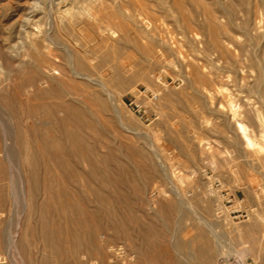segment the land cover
Here are the masks:
<instances>
[{
  "label": "rangeland",
  "instance_id": "obj_1",
  "mask_svg": "<svg viewBox=\"0 0 264 264\" xmlns=\"http://www.w3.org/2000/svg\"><path fill=\"white\" fill-rule=\"evenodd\" d=\"M0 19V264H264V0H0ZM48 46L57 71L36 63ZM143 88L159 94L148 121L130 107ZM59 101L86 123L53 134L77 133L99 173L76 142L57 161L35 151ZM64 190L97 213L98 252Z\"/></svg>",
  "mask_w": 264,
  "mask_h": 264
},
{
  "label": "bare ground",
  "instance_id": "obj_2",
  "mask_svg": "<svg viewBox=\"0 0 264 264\" xmlns=\"http://www.w3.org/2000/svg\"><path fill=\"white\" fill-rule=\"evenodd\" d=\"M12 1H14V0H12ZM49 1V0H48ZM11 2V1H10ZM23 2V1H22ZM25 3V2H24ZM15 4V3H14ZM13 5V4H12ZM46 5V4H45ZM57 6V5H56ZM66 7V6H65ZM64 7V8H65ZM238 7V6H237ZM32 9V8H31ZM58 9V8H57ZM19 12V11H18ZM227 12V11H226ZM235 12V11H234ZM59 13V12H58ZM239 13V12H238ZM241 13V12H240ZM239 13V14H240ZM28 14V13H27ZM226 14V13H225ZM229 14V13H228ZM18 15V14H17ZM29 15V14H28ZM69 15V14H68ZM227 15V14H226ZM233 15V14H232ZM2 16V15H1ZM24 16V15H23ZM51 16V15H50ZM228 16V20H229V22H231V23H233L234 22V19H238V16L237 15H235V16H233V17H235V18H232L231 17V15H227ZM20 17H21V15H20ZM25 17H26V15H25ZM22 18V17H21ZM30 18V17H29ZM38 19V18H37ZM1 20V19H0ZM23 20V22H24V19H20V21H22ZM31 20H33V19H31ZM39 21V20H38ZM26 23V22H25ZM32 23H34V22H32ZM20 24V23H19ZM27 24V23H26ZM28 26H30L29 24H27ZM23 27H24V25H23ZM47 27V26H46ZM227 27V26H226ZM238 27V26H237ZM22 29V28H21ZM49 30V29H48ZM74 31V30H73ZM40 32V31H39ZM1 33V32H0ZM41 33V32H40ZM44 33V32H43ZM75 33V32H74ZM246 33V32H245ZM4 34V33H3ZM45 34V33H44ZM43 34V35H44ZM35 35V34H34ZM34 35H32V36H34ZM46 35V34H45ZM44 35V38L45 37H49V36H45ZM262 35V34H261ZM29 36V35H28ZM263 36V35H262ZM41 37V36H40ZM264 37V36H263ZM35 38V37H34ZM43 40V39H42ZM41 41V40H40ZM49 41H50V43L52 44L54 41L52 40V39H50L49 38ZM29 42V41H28ZM32 42H34V40L32 39ZM36 42V41H35ZM34 42V43H35ZM43 42V41H42ZM41 42V43H42ZM45 42V41H44ZM46 43V42H45ZM231 43V42H230ZM53 45V44H52ZM249 45V44H248ZM33 46V45H32ZM41 46H42V44H41ZM36 47V46H35ZM249 47V46H248ZM37 48V47H36ZM252 48V47H251ZM36 51V50H35ZM37 54L35 55V60H36V63H37V65H38V67H39V69H41V68H45V66H47L46 64H47V62L50 60V58L52 57V58H55V61H57L56 63L54 62V61H52V63L53 64H51V62H50V65L53 67V68H55V70H56V68H57V70H59L58 69V67H60L61 65H60V63L59 64H57L58 62H60L61 60H59V56L57 57V55H56V53L52 50V49H50V46H48V47H45L44 49H41V48H38L37 49ZM33 52H34V49H33ZM36 53V52H35ZM60 54V53H59ZM33 55V54H32ZM32 55H31V57H32ZM49 57V58H48ZM51 58V59H52ZM33 59V58H32ZM48 59V60H47ZM75 60V59H74ZM7 62H9V60L7 61ZM48 62V63H49ZM35 63V62H34ZM61 63H63V62H61ZM69 63V62H68ZM10 64V63H9ZM15 64V63H14ZM75 64V63H74ZM60 65V66H59ZM72 65V64H71ZM49 66V65H48ZM70 67V66H69ZM43 68V69H44ZM50 68V67H49ZM35 69H36V67H35ZM47 71H48V68H45ZM52 69V68H51ZM74 69H75V65H74ZM73 69V70H74ZM34 70V69H33ZM32 69H31V71H33ZM42 70V69H41ZM54 70V69H53ZM56 70V71H57ZM61 70L62 69H60V72H61ZM64 70V69H63ZM36 71V70H35ZM56 71H53V72H55V73H57ZM39 72V71H38ZM45 72V71H44ZM71 72V71H70ZM75 72H76V70H75ZM75 72H73V73H75ZM47 74H50V73H48V72H46ZM58 73H59V71H58ZM61 73H63V72H61ZM61 73H59V74H61ZM69 73V72H68ZM77 73H78V71H77ZM1 74V73H0ZM42 74H44V73H42ZM76 74V73H75ZM38 75V74H37ZM45 75V74H44ZM51 75H52V73H51ZM67 75V74H66ZM70 75H71V73H70ZM73 75V74H72ZM71 75V76H72ZM77 75V74H76ZM78 75H81V74H78ZM39 76V75H38ZM86 76V75H85ZM45 77H47V75H45ZM52 77V76H51ZM74 77V76H73ZM83 77V76H82ZM48 78V77H47ZM60 77H58V79H59ZM31 79V78H30ZM57 79V78H56ZM32 80V79H31ZM44 80V79H43ZM42 80V81H43ZM54 80V79H53ZM53 80H51V81H53ZM93 80H95V79H93ZM39 81L40 80H33V82H32V87L33 88H36V92H35V95L38 97V98H49V96H48V92L47 91H44V90H42V89H40V88H38L39 86H40V83H39ZM55 81V80H54ZM97 83H100V81H97V80H95ZM29 83V82H28ZM25 85V84H24ZM45 85H49V83L48 84H46L45 83ZM29 88H31V87H29ZM57 88V87H56ZM55 87H50V90H52V91H54V92H56L55 91V89H56ZM6 91H7V88H6ZM32 91V90H31ZM58 91V90H57ZM30 92V91H29ZM59 92V91H58ZM57 92V93H58ZM48 96V97H47ZM14 97V96H13ZM21 97V96H20ZM50 99V98H49ZM48 99V100H49ZM12 100V99H11ZM15 100V99H14ZM51 100H52V98H51ZM50 100V101H51ZM44 101V100H43ZM49 101V102H50ZM37 103V102H36ZM38 105V104H37ZM54 105V106H53ZM52 106V110L51 111H49V114H47L46 116H45V119L43 120V121H40V123H41V125L42 126H40L39 128H40V130L42 131V130H45V131H43L46 135H47V139L44 141V142H42V143H44V144H42V143H40V144H42V146L40 145V144H38L36 147H35V151H37V152H48V154L49 155H52L53 157H55L56 158V161L57 160H59V158H61V157H65V155L67 156L68 154H69V149H68V146H67V144L65 145H63V143L61 142L62 140H66V141H72V142H76V143H73V146H75V148H76V151L78 152V155H80V157H82L83 159L85 158V160L86 161H88V163L90 164V166H92V169H93V172H98L99 173V170L95 167V164H94V162L93 161H91L90 160V158H89V156L90 155H88V156H85L87 153H86V150H88V149H86L87 148V146L85 145V144H83V143H80L79 142V136L77 135V133H73V132H71V133H69V131H68V133H65V132H67V130L64 132V134L63 135H56V134H53V132H55V130L57 129L58 130V132L61 130V128L62 129H64V127H65V125L66 124H68V122H70L71 121V119L73 120H77V122L79 123V124H81V125H83L84 126V124L86 123L85 122V119H84V114H83V112L82 111H80V107L78 108V106L76 105V107H74L73 105H75V104H73V105H71V104H68L67 102H65V101H59V102H57V103H55V104H53ZM79 110H78V109ZM82 110V109H81ZM13 112V111H12ZM61 113H63V118H60L59 116H60V114ZM25 115V114H24ZM41 115V114H40ZM235 115L236 114H234L233 115V118L235 117ZM43 116V115H42ZM42 120V119H41ZM35 123V122H34ZM4 126V125H3ZM61 126V127H60ZM82 127V126H81ZM20 128V127H19ZM26 128V127H25ZM56 128V129H55ZM239 128H240V133H241V135L243 136V138H244V140H245V142L247 143V145L249 146V148L250 147H252V148H255V149H257L258 151H260V152H263V150H262V147L260 146V144H259V142L258 141H252L251 139H250V137H249V135L247 134V128L245 127V126H243V125H239ZM17 129H18V127H17ZM11 130V129H10ZM16 130V129H15ZM9 131V130H8ZM22 131V130H21ZM14 133H15V131H14ZM5 135V134H4ZM15 135V134H14ZM29 135V134H28ZM40 135V134H39ZM264 137V136H263ZM1 138V137H0ZM41 138H43V137H41ZM40 139V138H39ZM43 139H45V138H43ZM22 140V139H21ZM3 141H4V138H3ZM34 141V140H33ZM22 142V141H21ZM5 143V142H4ZM30 143V142H29ZM21 146V145H20ZM24 146V145H23ZM247 146V147H248ZM26 147V146H25ZM31 150L32 151V149H31V147H28V149L27 150ZM153 149V148H152ZM150 150V149H149ZM5 152V151H4ZM23 152V151H22ZM42 152V154H44ZM256 152V151H255ZM35 154V153H34ZM74 154V153H73ZM257 154V153H256ZM24 156V155H23ZM69 156V155H68ZM74 156H75V154H74ZM84 156V157H83ZM252 156V155H251ZM63 157V158H64ZM43 158V157H42ZM44 158H45V156H44ZM54 158V159H55ZM67 158V157H66ZM26 159V158H25ZM24 159V160H25ZM49 159V158H48ZM53 159V160H54ZM8 160V159H7ZM31 160V159H30ZM36 160V159H35ZM68 160V159H67ZM67 160H65V161H67ZM28 161V160H27ZM45 161V160H44ZM33 163H34V161H32ZM46 162V161H45ZM68 162V161H67ZM70 162V161H69ZM23 163V162H22ZM47 163V162H46ZM61 163V165H62V163H64V160L62 159V161L60 160L59 161V164ZM13 164V163H12ZM28 164V163H27ZM65 164V163H64ZM34 165V164H33ZM36 165H37V163H36ZM39 165V164H38ZM37 165V166H38ZM48 165H49V163H48ZM47 165V166H48ZM51 165V164H50ZM13 166V165H12ZM31 167H32V164L30 165ZM65 167V166H64ZM70 167V166H69ZM32 169H33V167H32ZM103 169V168H102ZM56 172V171H55ZM77 172V171H76ZM30 173H32V171L30 172ZM50 173V172H49ZM60 173V172H59ZM33 174H35V173H33ZM98 175V174H97ZM100 175V174H99ZM60 176V175H59ZM87 175L84 173V176H83V180L85 181H87V177H86ZM162 176V175H161ZM53 177V176H52ZM100 177V176H99ZM164 177V176H163ZM165 177H167V176H165ZM50 179V178H49ZM171 180V179H170ZM96 181V180H95ZM102 180H100V182H101ZM39 182V181H38ZM76 182V181H75ZM78 182V181H77ZM98 184V183H97ZM103 184V183H102ZM68 185V184H67ZM105 185H106V183H105ZM4 186V185H3ZM2 186V187H3ZM7 186V185H6ZM103 186V185H102ZM172 186V185H171ZM2 187H1V189H2ZM156 187V186H155ZM164 187V186H163ZM4 188V187H3ZM7 188V187H6ZM5 188V189H6ZM104 188V187H103ZM158 188V187H157ZM161 189H163V188H161ZM176 189H179V188H176ZM100 190V189H99ZM155 189H153V191H154ZM4 191V190H3ZM152 191V192H153ZM156 191V190H155ZM171 191H172V188H171ZM8 192V191H7ZM173 192H175V191H173ZM95 193H96V191H95ZM177 193V192H176ZM32 194V193H31ZM56 194V196L57 197H64V196H66L67 194H66V191L64 190V191H58L57 193H55ZM93 194V193H92ZM97 194V199L98 200H100L99 202L101 203V201H105V197H103V196H100V194H98V193H96ZM148 195V194H147ZM171 195V194H170ZM3 196H4V194H3V192H2V190H0V202L2 203L4 200H3ZM7 196H8V194H7ZM67 196H69V195H67ZM66 196V197H67ZM159 196V195H158ZM14 197V196H13ZM45 197V196H44ZM145 197V196H144ZM117 198V197H116ZM148 198V197H147ZM7 199V198H6ZM64 199H65V201L63 202V207L65 208V215H66V217L65 218H69V220L70 219H76V216L79 218V221L78 222H80V224L82 225V228H83V230H84V233H85V235L87 236V243H85V244H87V247L88 248H90L92 251H95V253L96 252H98L100 249H102V245H100V243L97 241V239H96V232L95 231H93V230H89L88 229V227H89V220L93 217V218H96L97 217V213L96 212H91V213H88L89 211H87V210H85V209H81V208H78L77 206H75L69 199H67V198H65L64 197ZM179 199H181V198H179ZM25 200V199H24ZM36 200V199H35ZM63 200V199H62ZM154 199L153 198H149V205L152 203V201H153ZM112 201V200H111ZM35 202V201H34ZM146 202V201H145ZM59 203V202H58ZM87 203V202H86ZM180 203H181V201H180ZM88 204V203H87ZM138 204V203H137ZM61 205V204H60ZM148 205V204H147ZM146 205V206H147ZM153 205V204H152ZM91 206V205H90ZM52 208H54V207H52ZM145 208V207H144ZM28 210V209H27ZM90 210V209H89ZM146 210V209H145ZM32 213V212H31ZM138 213V212H137ZM30 215V214H29ZM122 217H124V216H122ZM92 218V219H93ZM47 221H49V220H47ZM73 221V220H72ZM95 221V220H94ZM93 220H92V222H94ZM121 221V220H120ZM32 222V221H31ZM73 222H75V221H73ZM76 223V222H75ZM29 224V223H28ZM64 225V224H63ZM71 226V225H70ZM69 226V227H70ZM42 228V227H41ZM71 228V227H70ZM69 230V229H68ZM67 230V231H68ZM71 230V229H70ZM82 230V229H81ZM44 231V230H43ZM95 232V233H94ZM26 233V232H25ZM69 233V232H68ZM73 233V232H72ZM83 233V232H82ZM17 234V233H16ZM70 234V233H69ZM81 234V233H80ZM18 235V234H17ZM24 236V235H23ZM25 237V236H24ZM23 237V239L25 240V238ZM140 237V236H139ZM84 238V237H83ZM99 238V237H98ZM107 239V238H106ZM15 240V239H14ZM100 240V239H99ZM45 241V240H44ZM68 241H70V240H68ZM84 241V242H85ZM101 241V240H100ZM122 241V240H121ZM12 242V241H11ZM15 242V241H14ZM25 242V241H24ZM102 242V241H101ZM123 242V241H122ZM68 243V242H67ZM127 245V244H126ZM201 245V244H200ZM58 247V246H57ZM111 247V246H110ZM128 247V246H127ZM54 248V247H53ZM86 248V247H85ZM68 250V249H67ZM85 250V249H84ZM83 250V251H84ZM200 250V249H199ZM86 251V250H85ZM102 251V250H101ZM103 251H104V249H103ZM106 251V250H105ZM111 251H112V248H111ZM117 251V250H116ZM122 251V250H121ZM120 251V252H121ZM35 252V251H34ZM107 252H108V250H107ZM110 252V251H109ZM125 252V251H124ZM77 253V252H76ZM86 253V252H85ZM88 253V252H87ZM94 253V254H95ZM100 253V252H99ZM122 253V252H121ZM47 254H49V253H47ZM107 254V253H106ZM73 255H75V253L73 254ZM88 255V254H87ZM105 255V254H104ZM121 255V254H120ZM209 255V254H208ZM98 256H99V254H98ZM145 256V255H144ZM238 256V255H237ZM56 257V256H55ZM93 257V256H92ZM107 257V256H106ZM206 257V256H205ZM91 258V257H90ZM97 258V257H96ZM95 258V259H96ZM104 258V257H103ZM112 258V257H111ZM132 258V257H131ZM178 258V257H177ZM202 258V257H201ZM208 259H209V257H207ZM221 258H222V256H221ZM57 259V258H56ZM84 259V258H83ZM85 259H87V257H85ZM85 259H84V261H85ZM97 259H100V258H97ZM114 259V258H113ZM215 259V258H214ZM80 260V259H79ZM88 260V262H91V259L89 260V258L87 259ZM106 260H107V258H106ZM110 260V259H109ZM94 261V260H93ZM187 261V260H186ZM205 261V260H204ZM208 261V260H207ZM210 261V260H209ZM211 261H213V260H211ZM225 261V263H223V264H246V262L245 261H243L241 258H239V257H233V256H229L226 260H224ZM109 262H111V260L109 261ZM125 262V261H124ZM215 262V261H214ZM96 263H97V261H96ZM208 263V262H207ZM93 264H95V262H93ZM212 264V263H211Z\"/></svg>",
  "mask_w": 264,
  "mask_h": 264
},
{
  "label": "built area",
  "instance_id": "obj_3",
  "mask_svg": "<svg viewBox=\"0 0 264 264\" xmlns=\"http://www.w3.org/2000/svg\"><path fill=\"white\" fill-rule=\"evenodd\" d=\"M159 102V94L147 88L138 89L132 95L130 107L134 113L146 121L155 113V107Z\"/></svg>",
  "mask_w": 264,
  "mask_h": 264
}]
</instances>
